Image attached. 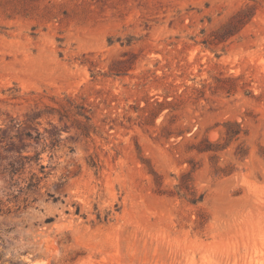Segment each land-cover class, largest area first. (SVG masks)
<instances>
[{
    "label": "rangeland",
    "instance_id": "obj_1",
    "mask_svg": "<svg viewBox=\"0 0 264 264\" xmlns=\"http://www.w3.org/2000/svg\"><path fill=\"white\" fill-rule=\"evenodd\" d=\"M0 264H264V0H0Z\"/></svg>",
    "mask_w": 264,
    "mask_h": 264
}]
</instances>
